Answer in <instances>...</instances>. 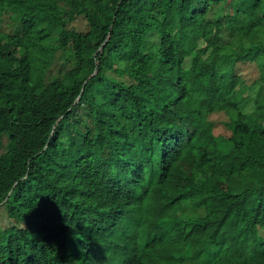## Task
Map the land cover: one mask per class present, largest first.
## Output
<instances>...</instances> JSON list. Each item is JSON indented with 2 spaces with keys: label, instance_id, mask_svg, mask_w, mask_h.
Segmentation results:
<instances>
[{
  "label": "trees",
  "instance_id": "16d2710c",
  "mask_svg": "<svg viewBox=\"0 0 264 264\" xmlns=\"http://www.w3.org/2000/svg\"><path fill=\"white\" fill-rule=\"evenodd\" d=\"M1 207L0 264H264V0H0Z\"/></svg>",
  "mask_w": 264,
  "mask_h": 264
},
{
  "label": "rangeland",
  "instance_id": "374dc122",
  "mask_svg": "<svg viewBox=\"0 0 264 264\" xmlns=\"http://www.w3.org/2000/svg\"><path fill=\"white\" fill-rule=\"evenodd\" d=\"M10 20L5 19L4 21V30L7 32H14V27L11 25ZM74 28L78 30H86V24L83 20H77L73 25ZM153 41H159V35L154 36ZM54 43H58V40H54ZM61 56L58 54V59L60 60ZM60 61H57V63ZM214 118L216 120H221V121H226L228 120L227 116L225 114H220V115H214ZM220 127V130L224 127V125H218V128ZM5 149L2 150L4 152ZM13 224V221L9 218L7 212L3 207L0 208V227L7 228Z\"/></svg>",
  "mask_w": 264,
  "mask_h": 264
}]
</instances>
